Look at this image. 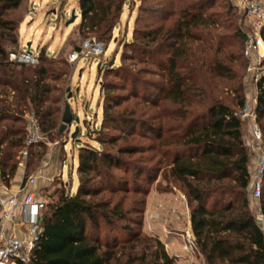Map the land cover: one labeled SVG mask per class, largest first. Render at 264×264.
<instances>
[{"label":"trees","instance_id":"1","mask_svg":"<svg viewBox=\"0 0 264 264\" xmlns=\"http://www.w3.org/2000/svg\"><path fill=\"white\" fill-rule=\"evenodd\" d=\"M23 1L0 0V179L6 186L18 168L19 162L14 157L26 148L25 113L34 115L45 136L63 133L60 131L63 96L57 82L68 76L70 66L63 60L60 62L64 68H55L46 47L39 49L37 65L9 61L8 47L18 43L19 22L6 14L21 7ZM211 1L214 0H192L180 9L170 26L166 29L162 26L151 36L153 40L159 37L171 40L166 46L167 58L160 67L166 78L164 99L176 105L166 110L174 122L161 124L159 128L160 155L167 158L166 175L178 182L187 197L196 247L204 257V264H264V234L250 208L251 155L239 115L246 104L245 96L238 90L228 100L213 95L205 78L206 72L221 79L236 77L230 45L239 41L244 56L247 30L237 24L239 17L235 11L238 9L232 1L225 12L226 20L215 17L216 13L205 14ZM78 2L80 33L88 29L101 39L109 36L118 22L116 14L110 13L113 12L110 8L101 12L98 0ZM262 33L264 37V30ZM187 40L200 42L211 54L206 58L198 56L194 48L187 46ZM111 71L120 81L111 80L102 85L109 101L98 139L102 143H115V136L105 131L118 128V123H126L118 111L119 99L124 96L115 91L125 89L124 81L131 74L124 67ZM198 103L201 108L196 109L194 105ZM256 112L263 130L264 75L258 82ZM39 145L29 147L28 156ZM136 149L127 145L118 152L132 154ZM78 160L81 177L77 190L71 192L62 183L49 193L41 218L40 241L30 262L24 264H140L145 261L172 264L173 258L159 240H156L159 247L150 252L148 260L144 253L127 254L128 243L140 241L139 233L132 228H128L131 240L119 248L111 242H101L97 235L100 220L112 226L119 220H130V210L95 198L103 187L94 184L95 178L111 175L110 167L122 162L115 154L89 146L82 147ZM105 182L103 179L104 185ZM120 186L125 187L123 183ZM261 208L264 214V184Z\"/></svg>","mask_w":264,"mask_h":264},{"label":"rangeland","instance_id":"2","mask_svg":"<svg viewBox=\"0 0 264 264\" xmlns=\"http://www.w3.org/2000/svg\"><path fill=\"white\" fill-rule=\"evenodd\" d=\"M191 1L98 0L99 10L102 12L110 8L113 11L110 13L116 14L118 21L111 34L104 39L88 29L80 33L81 10L78 0H24L21 7L6 14L8 18L19 22L16 31L18 43L8 47V51L33 44V48H47L55 68H64L60 61L68 62L69 74L63 76L57 86L62 90V114L66 102H69L75 115L73 124L63 133L46 135L49 144L42 142L34 147L33 154L21 157L19 153L14 157L13 160L19 162L14 178L16 175L23 176L25 181L30 176H37L39 179L45 173H52L51 186L42 187L40 191L41 196L47 199L49 193L62 183L71 192L77 190L81 177L78 156L83 146L115 154L122 163L110 167L111 175L95 178L94 184L103 186L95 198L109 200L113 205L120 204L124 209L130 210V220H119L114 226L100 220L97 231L99 239L119 248L123 242L131 240L128 228H132L139 233L140 241L129 242L127 254L144 253L148 255V260L150 252L159 247L156 242L159 240L173 258L172 264H204L205 261L199 250L188 240V235H192L193 231L187 197L178 182L166 175L169 168L167 158L160 155L159 128L161 124L174 122V118L169 117L167 112L176 107L175 103L164 99L166 78L160 67L167 58L166 46L171 40L151 38L155 36L157 29L170 26L180 9ZM229 2L231 0L211 1L204 12L207 15L216 13L215 17L226 20L228 16L225 12ZM73 12L77 17L68 25ZM235 12L239 17L237 24L246 29L243 13L239 10ZM89 38L102 40L107 46L106 54L71 63L69 57L74 48L80 47ZM233 42L230 45V56L233 57L236 77L221 79L206 72L209 90L213 95L223 96L225 100L234 98L238 90L244 94L245 103L255 107L258 92L249 71L250 61L245 47L243 56V45L240 47L239 41ZM186 43L188 47L194 48L198 56L206 58V55L211 54L196 40H187ZM116 67L127 68L129 75L131 74L124 81L125 89L115 91L124 96L119 99L118 111L122 116L121 120L126 123H118V128L105 131L108 135L115 136V143H102L98 139L104 121V109L109 102L102 85L111 80L120 81L111 71ZM194 106L196 109L201 108L199 103ZM240 113L241 110L239 115L246 141L251 138L250 120L243 118ZM28 114L25 113V117ZM261 122L264 124V119ZM76 128L78 131L75 132ZM262 133L264 137V129ZM127 145L135 146L137 152L120 154L119 148ZM248 150L252 157L251 148L248 147ZM249 170L252 169L249 167ZM103 179H106L105 185ZM121 183L125 187L120 186ZM260 204L261 201L253 199L250 194V208L255 217ZM146 262L140 264H147Z\"/></svg>","mask_w":264,"mask_h":264},{"label":"built area","instance_id":"3","mask_svg":"<svg viewBox=\"0 0 264 264\" xmlns=\"http://www.w3.org/2000/svg\"><path fill=\"white\" fill-rule=\"evenodd\" d=\"M234 6L243 13L246 28L245 53L250 61L249 71L255 81L258 92V82L264 75V0H231ZM78 50L69 57L71 63L84 60L87 57H102L107 52L106 44L98 39L85 40ZM10 62L18 65H37L39 49L19 47L9 52ZM258 95V94H257ZM257 103V102H256ZM241 116L250 120L251 138L245 142L253 152L254 169L250 172L251 197L261 201L264 184V140L262 128L258 120L256 106L245 104ZM26 122V148L21 157L28 155V148L42 142L49 144L40 129L37 119L28 114ZM58 143V142H57ZM66 146V145H65ZM1 173V170H0ZM37 176H30L22 182L16 193L7 197L0 196V264H24L30 262L42 233L41 218L48 203V198L38 196L33 189ZM0 187H5L2 181ZM257 222L264 234V214L261 204L256 213ZM190 244L196 249L194 234L188 235Z\"/></svg>","mask_w":264,"mask_h":264},{"label":"crops","instance_id":"4","mask_svg":"<svg viewBox=\"0 0 264 264\" xmlns=\"http://www.w3.org/2000/svg\"><path fill=\"white\" fill-rule=\"evenodd\" d=\"M33 45V44H32ZM253 171L254 169V160H253V156L251 157L250 160V166H249ZM23 174V172H22ZM52 173H45L43 176L39 177V179L37 178V182L36 185L34 186V190L37 192L38 196H41V188L42 187H50L51 186V181H52ZM1 182V180H0ZM23 182V176H17L14 178V180H12L11 184L7 187L5 184V187H0V196H4L7 197L10 194L16 193L20 187V185ZM3 183V182H2Z\"/></svg>","mask_w":264,"mask_h":264},{"label":"water","instance_id":"5","mask_svg":"<svg viewBox=\"0 0 264 264\" xmlns=\"http://www.w3.org/2000/svg\"><path fill=\"white\" fill-rule=\"evenodd\" d=\"M77 15L75 12H73L71 19L68 21V25L73 23L76 19ZM77 50L79 51V48H77ZM75 119V115L71 109V106L69 104V102H66L65 107H64V111H63V116H62V124L60 127V131L64 132L68 127H70ZM78 131V128H76L75 132ZM74 136V135H73Z\"/></svg>","mask_w":264,"mask_h":264}]
</instances>
